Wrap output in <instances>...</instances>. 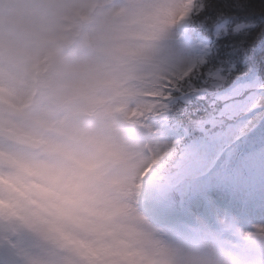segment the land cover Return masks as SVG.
<instances>
[{
  "label": "clouds",
  "instance_id": "9594fccd",
  "mask_svg": "<svg viewBox=\"0 0 264 264\" xmlns=\"http://www.w3.org/2000/svg\"><path fill=\"white\" fill-rule=\"evenodd\" d=\"M185 0H0V243L16 264H212L140 208L139 119Z\"/></svg>",
  "mask_w": 264,
  "mask_h": 264
},
{
  "label": "rangeland",
  "instance_id": "374dc122",
  "mask_svg": "<svg viewBox=\"0 0 264 264\" xmlns=\"http://www.w3.org/2000/svg\"><path fill=\"white\" fill-rule=\"evenodd\" d=\"M188 10L189 5L185 4L179 23L187 21L183 18ZM177 26L178 24L173 27L171 35L162 45L163 59L173 75L184 71L193 59L189 44L179 39ZM191 43H195L192 34ZM219 78L215 72L209 78L202 79L203 86L199 92L201 94L207 91L211 98L213 96L214 101L212 107L210 106V109H213L209 113H215L196 123H188L190 126L186 125L191 136L188 141L190 145H186L183 157L180 158L176 153L172 163L166 160L161 162L158 170L161 173V182L158 183L159 187L154 189L160 191L158 198L162 191L161 200L169 206L173 201L180 200L181 207H185L181 215L163 216L172 221L188 215V223L191 225L188 233L181 235L172 227L152 225L169 242L185 247L202 248L211 256L212 264L211 249H227L230 246L245 249L248 264H264V240L259 237L249 240L245 237L246 233L255 231V226L264 225V108L259 107L263 106L264 96L263 102L253 110V123L245 129L246 136L234 141L236 130L245 124L249 118V108L259 96L258 87L251 75L237 82L233 88L222 90ZM242 92H245L243 96ZM262 93L264 95V90ZM189 99L185 96L182 106L186 105ZM183 109L180 107L178 111ZM219 116L226 120L221 122V119H217ZM156 121L164 122L163 115L152 119L153 126ZM154 130L155 128H151V133ZM138 131L139 134H145L142 127H138ZM159 134H152L149 141L156 146L157 152L171 153L173 143L169 142L170 137H159ZM200 137L208 139L211 137L213 142L210 149L202 144ZM225 144L231 145V148L225 149L220 156L216 155L220 152V146ZM216 157H219L217 167L211 174L209 173L210 179L205 181L202 175L207 174L211 162L215 164ZM182 181L189 182L190 189H187ZM216 184L218 190L214 189ZM154 190L150 188L149 191L153 193ZM204 196L209 198L207 206H203ZM151 201L154 209L151 207L150 209L154 214L161 215L163 211L176 212V208L157 205L153 198ZM191 217H195L194 221ZM233 239L237 242H233ZM194 264L205 262L197 259Z\"/></svg>",
  "mask_w": 264,
  "mask_h": 264
},
{
  "label": "trees",
  "instance_id": "16d2710c",
  "mask_svg": "<svg viewBox=\"0 0 264 264\" xmlns=\"http://www.w3.org/2000/svg\"><path fill=\"white\" fill-rule=\"evenodd\" d=\"M196 3L203 8L197 7L190 27L200 31L208 42L195 55L191 66L195 71L190 78L175 87L178 93L190 98L183 106L181 100L176 99L175 108H184L175 123L181 127L215 113H209L213 109H210L213 96L211 98L207 91L199 93L202 79L215 72L220 77L222 90L231 88L237 80L248 75H253L258 87L264 90V0H196ZM189 137L186 140L189 141ZM188 141L183 142H186L184 146L181 144L182 149L181 146L177 149L171 163L176 153L180 157L185 154L186 145H190Z\"/></svg>",
  "mask_w": 264,
  "mask_h": 264
},
{
  "label": "snow or ice",
  "instance_id": "6c2138e0",
  "mask_svg": "<svg viewBox=\"0 0 264 264\" xmlns=\"http://www.w3.org/2000/svg\"><path fill=\"white\" fill-rule=\"evenodd\" d=\"M185 4L189 5V10L183 20L190 17L191 14L196 11L197 7L203 8V5H197L196 0H185ZM194 71L195 69L185 70L180 74L179 78L173 74H168L167 80L162 82L163 86L160 88V95L156 97V101H159V105L154 108V111L159 112L161 108L165 107V101L172 97V89L177 87L182 80L190 78ZM163 155L167 156L168 153L166 152ZM245 237L249 240L255 237L264 240V225L255 226V231L246 233ZM12 247L13 245L11 244L0 243V264H16V259L11 251ZM211 250L213 252V264H248L246 251L240 246H230L227 249Z\"/></svg>",
  "mask_w": 264,
  "mask_h": 264
}]
</instances>
